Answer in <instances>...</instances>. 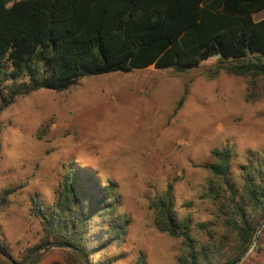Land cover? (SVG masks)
<instances>
[{"label": "rangeland", "instance_id": "rangeland-1", "mask_svg": "<svg viewBox=\"0 0 264 264\" xmlns=\"http://www.w3.org/2000/svg\"><path fill=\"white\" fill-rule=\"evenodd\" d=\"M225 147L228 180L240 192L246 173L264 169V76L230 74L217 62L185 72L151 66L19 96L0 113V192L11 190L0 238L21 264H69L70 248L44 245L26 256L43 236L32 200L51 205L71 167L102 184L113 181L117 214L129 219L122 243L97 255L96 264H137L141 253L147 264H179L183 241L156 227L151 202L171 184L192 233L201 241L208 230L218 236L231 189L208 165L212 150ZM256 235L246 264H264V225Z\"/></svg>", "mask_w": 264, "mask_h": 264}, {"label": "trees", "instance_id": "trees-1", "mask_svg": "<svg viewBox=\"0 0 264 264\" xmlns=\"http://www.w3.org/2000/svg\"><path fill=\"white\" fill-rule=\"evenodd\" d=\"M9 2L0 0V113L19 96L39 89L61 92L83 77L115 71L152 66L185 72L217 62L230 74L264 76V18H254L264 0ZM212 155L208 168L231 189L219 235L208 230L201 241L192 233L191 220L175 209L171 184L151 202L156 227L182 239L179 264H246L242 257L264 219V169L246 173L238 192L228 180L231 149H214ZM10 191L0 192V211ZM32 201L43 236L26 258L56 244L77 250L79 259L72 250L69 264H96V256L120 245L127 233L129 219L117 214L115 183L102 184L92 173L70 167L51 205ZM0 264H21L1 238ZM137 264H147L143 253Z\"/></svg>", "mask_w": 264, "mask_h": 264}, {"label": "water", "instance_id": "water-1", "mask_svg": "<svg viewBox=\"0 0 264 264\" xmlns=\"http://www.w3.org/2000/svg\"><path fill=\"white\" fill-rule=\"evenodd\" d=\"M264 225V221L260 224V226H259V229H258V231H257V233L261 230V228H262V226ZM256 233V234H257ZM256 240H257V235H255V238H254V240H253V243H252V245L250 246V248L248 249V251L253 247V245H254V243L256 242ZM49 246H55V247H63L62 245H56V244H46V247H49ZM67 248H70V249H72L73 251H74V253H75V255H76V257L79 259V255H78V253H77V250L76 249H74L73 247H71V246H67ZM247 251V252H248ZM247 252L244 254V256L242 257V259L245 257V255L247 254ZM81 262V261H80ZM31 263V262H30ZM81 264H83L82 262H81Z\"/></svg>", "mask_w": 264, "mask_h": 264}]
</instances>
